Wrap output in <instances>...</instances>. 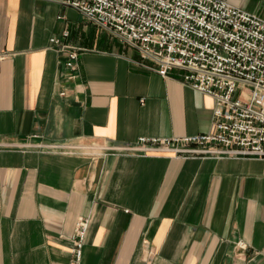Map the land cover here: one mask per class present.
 <instances>
[{
  "label": "crops",
  "instance_id": "obj_1",
  "mask_svg": "<svg viewBox=\"0 0 264 264\" xmlns=\"http://www.w3.org/2000/svg\"><path fill=\"white\" fill-rule=\"evenodd\" d=\"M68 1L0 0V264H70L81 220L80 264H264V158L130 151L208 133L215 102Z\"/></svg>",
  "mask_w": 264,
  "mask_h": 264
},
{
  "label": "built area",
  "instance_id": "obj_2",
  "mask_svg": "<svg viewBox=\"0 0 264 264\" xmlns=\"http://www.w3.org/2000/svg\"><path fill=\"white\" fill-rule=\"evenodd\" d=\"M66 5L134 48L149 63L142 65L149 71L166 78L179 70L184 85L215 102L208 133L142 137L130 151L264 158L263 18L223 0H77ZM67 36L64 31L62 37ZM50 43L64 48L56 37ZM77 59L78 51L71 50L67 67L74 70ZM237 91L244 100L233 98ZM86 229L79 221L70 264L81 262Z\"/></svg>",
  "mask_w": 264,
  "mask_h": 264
},
{
  "label": "water",
  "instance_id": "obj_3",
  "mask_svg": "<svg viewBox=\"0 0 264 264\" xmlns=\"http://www.w3.org/2000/svg\"><path fill=\"white\" fill-rule=\"evenodd\" d=\"M66 15L70 20H76L79 17L78 12L71 7L66 11Z\"/></svg>",
  "mask_w": 264,
  "mask_h": 264
},
{
  "label": "rangeland",
  "instance_id": "obj_4",
  "mask_svg": "<svg viewBox=\"0 0 264 264\" xmlns=\"http://www.w3.org/2000/svg\"><path fill=\"white\" fill-rule=\"evenodd\" d=\"M245 91L248 92L246 89H245ZM238 97H239V99H243V100L245 99V98L239 96V91H237V92L235 93V95L233 96V98L235 99V98H238Z\"/></svg>",
  "mask_w": 264,
  "mask_h": 264
}]
</instances>
